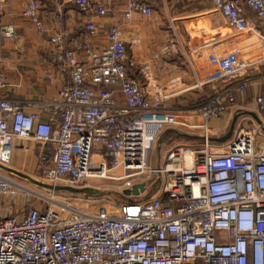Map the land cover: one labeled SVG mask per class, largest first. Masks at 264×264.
Instances as JSON below:
<instances>
[{"label":"built area","instance_id":"1","mask_svg":"<svg viewBox=\"0 0 264 264\" xmlns=\"http://www.w3.org/2000/svg\"><path fill=\"white\" fill-rule=\"evenodd\" d=\"M152 2L68 0L101 19L123 4L127 23L136 15L152 16ZM215 2L216 12L245 44L206 20L190 28L194 46L212 44L209 61L215 67L199 84L210 88L197 107L205 122L203 142L174 146L159 168L149 158L160 133L180 125L168 111L175 94L167 90L152 99L130 75L120 25L106 30L105 42L101 26L92 20L77 36L67 28L49 38L50 62L68 81L40 109L0 97L1 167L11 166L15 139H33L53 148L52 167L43 172L54 186L112 179L123 183L125 194L139 184L160 186L155 194H131L138 199L114 214L66 206L0 216V264H264V95L255 100L261 125L239 130L223 149L210 145L207 125L229 112L235 92L246 90L245 77L264 64V38L253 34L256 28L241 0ZM21 3L37 34H46L42 0ZM245 3L264 22V0ZM4 35L14 38V28H5ZM7 86L0 71V91ZM117 171L122 175H111ZM16 187L0 173V195Z\"/></svg>","mask_w":264,"mask_h":264},{"label":"crops","instance_id":"2","mask_svg":"<svg viewBox=\"0 0 264 264\" xmlns=\"http://www.w3.org/2000/svg\"><path fill=\"white\" fill-rule=\"evenodd\" d=\"M241 1L242 5L247 7L245 0ZM42 4V16L48 31L39 36L32 24L23 16L24 6L21 0H0V71L6 75L8 85L4 91H0V97L21 101L30 109H40L68 81L50 62L52 49L49 38L67 28H71L75 32L74 36H77L84 23L92 20L101 26L104 33L100 40L105 42L106 30L116 24L122 26L125 33L130 75L151 96L167 90L176 93L173 100L168 103V111L177 117L180 125L168 127L160 133L150 154L151 165L157 168L163 166L170 149L175 145H199L203 142V132L200 128L205 122L198 115L197 107L210 95V88L199 84L215 71V67L209 61L212 44L194 46L190 28L199 21L206 20L218 31L235 37L238 45L245 44L244 37L238 36L227 26L225 18L216 12L211 0H153L152 16L136 15L129 23L123 19V4L113 6L110 14L103 19L95 17L91 12H80L75 6L68 4V0H42ZM172 4L173 9L175 8L173 14H178L180 18L177 19L184 21L183 28L188 42L176 30H174L176 39L172 32L163 34L164 38L161 36L160 40L154 37L158 27L152 24H161L156 23L159 14L165 15V11ZM167 12L169 22L177 20L170 16L169 10ZM245 16H248L250 25L256 28L253 34L258 38H264L263 30L255 25L260 21L249 8ZM7 27L14 28V38L4 35V29ZM172 44L175 48L174 54L169 51V45ZM138 63L146 66L148 78L142 75ZM143 79L153 81L154 86L150 88L143 86ZM263 81L264 64L245 77L246 90L235 92L236 103L229 112L220 119L207 123L210 141L227 145L236 137L239 130L261 125L263 117L255 100L257 96L264 95ZM119 99L123 101L121 94ZM53 154L50 145H43L33 139H15L12 163L5 169L28 177L30 173L27 170L36 169L44 175L42 167L44 165L45 169L52 167ZM0 172L18 176L2 168Z\"/></svg>","mask_w":264,"mask_h":264},{"label":"rangeland","instance_id":"3","mask_svg":"<svg viewBox=\"0 0 264 264\" xmlns=\"http://www.w3.org/2000/svg\"><path fill=\"white\" fill-rule=\"evenodd\" d=\"M211 1L213 3L214 8H216L215 0H211ZM172 6L174 5L172 4L168 8L170 16H172L174 19L180 18L178 14L175 15L173 14L175 8L173 9ZM168 10L165 11V15H162V13H160L158 20L154 18L156 20V23L157 22L161 23L158 25L152 24L153 26L158 27L156 34H154L155 39L160 40L161 36H163L164 38V35L170 32L173 33V36L175 38L176 35L174 30H176V32L178 34H181L184 40L186 39L188 42L187 36L185 34V30L183 28L184 21H182V19H177L172 23L169 22L167 19ZM243 12L247 15L248 8L246 6H243ZM217 13L221 15L220 17L225 18V16L221 14V12L218 11ZM214 25L219 26V24H214ZM255 25L263 30V36H264V22H256ZM172 46L173 44L169 45V51L171 52V54H174L173 50H175V48ZM247 50L248 49L246 48L245 51L247 52ZM142 64L143 63L141 64L138 63L137 66L139 67L142 75L148 78V72L146 66H143ZM210 76H212V74ZM146 80L143 79L142 81L143 86L149 88L154 86L153 81L148 79ZM172 94H176V93L173 92ZM151 97L153 99L156 96H151ZM172 98L174 97H171L169 99V102L173 100ZM210 145L215 150L216 149L220 150L223 149V147H225V145H222L217 141L215 142L210 141ZM45 167L46 166L44 165L42 168L45 170ZM27 171L30 173L29 175L30 178L44 184L54 185V183L46 179L45 175L37 172L36 169L30 171L27 170ZM3 175L10 178L15 183H17L18 187L12 189L11 194L9 195H3V194L0 195V216L26 213L30 208L45 209L51 207L55 210H60L65 208L66 206H71L73 208H76L84 212H96L100 208H105L110 213L114 214V212L118 209L120 205L126 203L129 200L138 199L123 193V183L112 179H89L88 181L82 183L81 185L79 184L78 186L75 187L73 186V187L80 190L88 189L91 191L90 193H71L68 191H50L33 184L32 182H30L25 178L14 176L11 175L10 173L9 174L6 173V175L5 174ZM111 175L121 176L122 173L121 171H117L111 173ZM55 186L70 187L69 184H66L64 182H59L58 184H55ZM159 188L160 186L155 185L153 188H150L148 192L150 194L153 193L155 194V192H157Z\"/></svg>","mask_w":264,"mask_h":264},{"label":"water","instance_id":"4","mask_svg":"<svg viewBox=\"0 0 264 264\" xmlns=\"http://www.w3.org/2000/svg\"><path fill=\"white\" fill-rule=\"evenodd\" d=\"M0 168L6 170V171H10L14 174H17L18 176L22 177V178H25L27 180H29L30 182H32L33 184L37 185V186H40L42 188H45L47 190H50V191H68V192H71V193H90L91 191L88 190V189H76V188H73V187H58V186H54V185H48V184H44V183H41L39 181H36L28 176H25L23 174H20L18 172H15V171H12V170H8V169H5L3 167L0 166ZM150 189H148L145 184H139V185H136L134 186V188L131 190V191H127L126 194L128 195H139L141 192H144V191H149Z\"/></svg>","mask_w":264,"mask_h":264}]
</instances>
